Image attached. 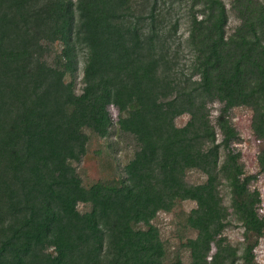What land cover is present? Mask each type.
I'll use <instances>...</instances> for the list:
<instances>
[{
	"label": "trees",
	"instance_id": "obj_1",
	"mask_svg": "<svg viewBox=\"0 0 264 264\" xmlns=\"http://www.w3.org/2000/svg\"><path fill=\"white\" fill-rule=\"evenodd\" d=\"M93 137L132 156L85 183ZM262 174L264 0H0V264H260Z\"/></svg>",
	"mask_w": 264,
	"mask_h": 264
},
{
	"label": "rangeland",
	"instance_id": "obj_2",
	"mask_svg": "<svg viewBox=\"0 0 264 264\" xmlns=\"http://www.w3.org/2000/svg\"><path fill=\"white\" fill-rule=\"evenodd\" d=\"M237 25V21L230 13L228 31H231ZM186 59H183L184 62ZM79 80L82 76V63L79 66ZM218 105L213 106V113H215ZM111 118L114 122L117 120L118 111L114 107L109 108ZM230 118L233 126L239 133L240 142L235 144L236 149L241 153V162L244 164L247 173H255L256 154L260 148L258 142L251 131L250 120L251 113L245 108L233 109L230 113ZM187 117L183 116L176 120L177 125H182L186 122ZM128 140L119 142V140L111 137L109 139H98L93 137L88 147V154L77 164L79 173L81 174L85 183L91 182L98 178L100 172L98 171V162L101 159H115L119 166H122L132 156V146ZM197 180H199L197 175ZM261 194L262 204L260 206V213H264V174L259 176L258 181L253 185ZM193 207L191 203H185V210ZM173 217L172 215L160 214L156 220V225L161 229L164 235H168L171 230ZM226 235L232 243H238L241 240V230L232 229L227 231ZM256 260L260 264H264V237L260 240L259 246L255 250Z\"/></svg>",
	"mask_w": 264,
	"mask_h": 264
}]
</instances>
